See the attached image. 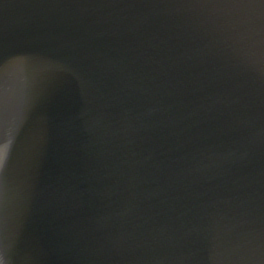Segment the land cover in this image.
<instances>
[{
  "label": "water",
  "instance_id": "water-1",
  "mask_svg": "<svg viewBox=\"0 0 264 264\" xmlns=\"http://www.w3.org/2000/svg\"><path fill=\"white\" fill-rule=\"evenodd\" d=\"M0 264H264V0H0Z\"/></svg>",
  "mask_w": 264,
  "mask_h": 264
}]
</instances>
